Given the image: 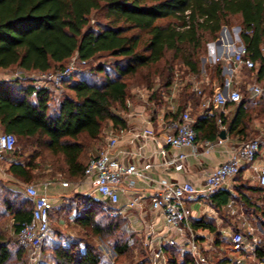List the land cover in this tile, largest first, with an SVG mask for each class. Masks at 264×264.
<instances>
[{"label":"trees","instance_id":"obj_1","mask_svg":"<svg viewBox=\"0 0 264 264\" xmlns=\"http://www.w3.org/2000/svg\"><path fill=\"white\" fill-rule=\"evenodd\" d=\"M93 13L103 14L106 21L91 25L89 17ZM235 21L248 56L259 64L256 70H243L262 82L264 0H0L1 71L18 68L27 73H54L74 55L86 65L102 54L112 58L109 65H91L88 73L71 72L60 84L63 88L57 102L51 86L36 89L34 80L25 78L0 80V131L16 136L15 148L5 159L9 160L6 174L29 183L37 166L34 161L43 150L67 180L82 179L86 152L93 147L99 150L104 129L126 127L125 117L131 111L128 102L134 99L131 87L139 85L149 90V101L161 106L162 93L169 92L173 84L174 65L178 63L199 79L200 58L208 53V42L218 37L222 26L231 27ZM210 65L211 80L216 79L221 88L222 64ZM189 87L183 86L177 98L180 111L191 102L195 107L200 105L198 97L203 101L213 94L210 84L201 86L202 95ZM224 107L235 110L230 120L223 112L218 115L227 134L242 139L247 135L251 112L259 107L257 112L264 113V90L258 99L247 96L238 104L227 102ZM212 109L210 105L204 110L193 126L196 133L209 139L217 138L220 132ZM29 147L37 153L19 160ZM247 189L257 196L264 193L261 185ZM72 197V202L61 208L67 212L77 209L73 223L84 233L92 237L114 235L116 258L111 263L102 262L95 244L82 237L48 247L45 242L47 258L41 264H149L145 259L131 260L136 232L128 228L125 217L110 215L102 208L105 201L92 195ZM236 198L250 203L242 189L237 190ZM236 198L221 189L209 203L219 213L221 205ZM32 206L29 198L0 177V220L10 217L14 233L30 219ZM253 208L264 228V205L255 204ZM193 225L217 233L213 221L200 219ZM139 245L143 247V241ZM163 253L166 264H194L190 253L177 245H165ZM254 259H264V238L254 251ZM25 260V249L17 242L13 246L0 228V264H24ZM217 264L234 263L225 257Z\"/></svg>","mask_w":264,"mask_h":264},{"label":"built area","instance_id":"obj_2","mask_svg":"<svg viewBox=\"0 0 264 264\" xmlns=\"http://www.w3.org/2000/svg\"><path fill=\"white\" fill-rule=\"evenodd\" d=\"M240 29V28H239ZM221 36L216 38L212 43H216L217 51L221 49L220 54H216L210 61L217 62L226 60L229 63L230 73L225 77L222 88L215 91L210 97L203 100L201 106L207 109L210 104L223 108L227 102L239 103L241 94L237 87L234 86L233 76L236 72L246 70H256L259 66L247 54L244 43L239 38V33L234 39L225 28ZM227 34L225 44L221 38ZM84 64L74 55L69 63L61 70L48 73L38 72L39 76L35 79L36 89L44 86L45 82H50L60 86L61 82L75 69L76 64ZM249 99L255 100L260 97L264 90V83H249L247 85ZM193 91L196 95H202V90L198 82L194 83ZM35 91L33 92V94ZM138 100L149 104V95L147 89L137 90ZM221 124V119H217ZM194 119L189 109L186 108L172 118L164 122L163 144L173 147L188 146L195 151L197 135L194 130ZM124 131L120 128L116 131L108 129L105 131L106 137L104 144L91 155L84 167L83 178L80 184H87L92 191L99 196L112 208V213L125 216V210L129 208L143 209L144 199L139 197L130 198V200L120 208L121 195L125 192L123 181L126 177L133 175L136 178L147 182H152L155 193L150 202V211L153 214H160L164 219L165 228L162 232H153L150 229L145 230L143 245L149 250V260L151 264H166L163 253L165 245H177L183 250L190 253L194 264H215L210 261L208 255L204 253V242H198V235L194 233L188 223V213L186 204L190 201L201 200L210 202L219 190L227 187L228 183L239 173L243 163L250 166L253 163L257 152L264 145V140L254 138L239 144L233 151L229 159L213 168L206 175L202 185L196 187L191 182L185 181L169 182L165 179L153 180L150 175L152 168L151 162H144L141 166L133 163L122 162L115 153L118 145V135ZM16 144V136L12 133L0 131V162L5 161L7 154L11 153ZM210 148V143L206 142V150ZM160 153L166 156V150L161 149ZM186 155L178 152L167 158L164 165H174L181 168ZM258 185L264 186V163L259 166H252ZM134 180H128L127 186H132ZM43 187L41 183H25L21 188L22 193L31 200L33 206L30 219L24 222L16 234L17 244L26 251V260L24 264H41L44 259L43 246L51 233L50 225V203L45 192L40 191ZM231 206V203L228 204ZM129 227L137 231L134 224L130 223ZM129 225V223H128ZM248 230V237L241 231L229 233L231 246L239 255L227 256L231 263L234 264H264L263 260L254 259V251L259 243V237ZM225 257H221L220 260ZM249 259L250 261H246Z\"/></svg>","mask_w":264,"mask_h":264},{"label":"crops","instance_id":"obj_3","mask_svg":"<svg viewBox=\"0 0 264 264\" xmlns=\"http://www.w3.org/2000/svg\"><path fill=\"white\" fill-rule=\"evenodd\" d=\"M213 52L214 51L209 47L207 55L209 61L210 58L212 59L211 54ZM220 52L221 49L219 48V50L216 51L215 54L213 53V56H215L216 54H220ZM221 61L222 60L217 62ZM205 70V65H202L201 73ZM227 70H229V63L223 66V70L221 72V75L223 77H226L228 75L225 73ZM239 72H241V70ZM251 75L253 80H256L255 75ZM9 76L10 74H7L6 71L0 70V80L4 78H12ZM237 76H235L236 79L239 77ZM196 79L197 78L194 77L195 82H197ZM199 79L202 80L201 76ZM238 82L239 81L236 80L234 82V86ZM204 83L205 85H211V87L213 88V93L222 88V86L221 88L218 87V81L216 79H210V82L208 81ZM150 94L151 92H149L148 95L150 96ZM164 99L165 105L156 106L152 101H149V104L146 105L136 99L134 95V99L128 102V106L131 108V112L125 117L126 127L124 128V131L118 135L119 141L115 153L117 154L118 158L124 163H133L136 166H141L144 162H151L153 166L150 170V175L152 176L153 180L165 179L169 182L179 183L189 181L194 186L198 187L203 184L208 172L220 165L222 162L229 159L234 149L239 144H241L242 141L237 137H230L227 132L224 139H221L219 136L214 139H209L202 136V134L200 135V133H196L197 139L195 151H193L188 146L173 147L164 145V122L174 118L176 114L183 111L179 110V103L174 94L164 96ZM201 104L199 105L201 111L199 110L198 116H202L204 114V110H206L202 108ZM210 105L214 106L213 104ZM186 108L191 109V104ZM216 108L217 106L213 107V112L214 109L216 110ZM223 108V114L229 115L228 113L230 112V108ZM219 113L220 111L215 112L216 118L218 117ZM196 118L193 119L195 120ZM216 124L219 130L224 129L226 131V127L222 125V123L219 125L216 120ZM108 129L110 128L107 127L104 129V139L101 146L104 144L106 137L105 131ZM206 142L210 143V148L208 150H206ZM161 149L166 150V156L160 153ZM261 149L262 148H260V150L257 152L256 157L251 164L252 166L259 167L264 163V149ZM97 151H95L94 153L92 152L91 155L97 153ZM178 152L184 153L186 155L182 167L178 169L172 164L165 166V160ZM252 166H250V164L248 163H243L242 168L239 170V173L228 183L227 187L224 188L225 190L229 191V193H231L233 197L237 195L238 189H242L248 197L256 196L253 191L247 189V187L258 186L255 172L252 169ZM130 179L134 180V184L132 186H127V182ZM81 180L82 179L78 180V182L76 183L55 181L48 185L43 184V187H40L39 190L45 192L48 196L50 210L52 208H56V211L58 213V220L57 222H54L57 223V225L64 224V215L66 213L65 210H63L61 207L65 203V198L69 197L70 195L75 193L92 196L96 195V198L99 197V199H102L101 196L92 191L89 185L85 183L80 184ZM123 187L125 188V192L121 195V202L119 204L120 208H122L124 204L130 200V198L139 197L144 199L142 210H140V208H129L125 210V216H127L129 220V222H127L129 223L128 226L131 225L130 223L134 224L135 228H137L136 234L139 235V237H142V239L146 233L145 230L148 231L150 229L154 233L162 232L165 228L163 217L160 214L154 215L153 212L150 211V202L153 194L156 192L155 188H153L152 186V182H147L142 179L136 178L133 175H130L124 179ZM19 192H21V189H19ZM235 202V199H229L226 204L221 205L219 213L227 212L228 214H230L229 208H231ZM229 203H231V206H228ZM186 208L188 213V223L190 224L192 231L198 235V242L202 241L204 242V244H206L204 253L209 256L211 262L217 264L220 261L221 257L239 255L237 252L236 255L231 254L230 252L226 253V250H224L223 244L225 240L231 242L229 233L238 230L233 228L231 224H229L231 222L229 221L228 223L226 218L218 217V212L212 204H210L209 202L196 200L188 202L186 204ZM200 219L213 221L217 233L210 232L209 229L202 227L195 228L193 225V221ZM240 224L241 223H239L238 225ZM246 261L248 262L250 260L247 259Z\"/></svg>","mask_w":264,"mask_h":264},{"label":"rangeland","instance_id":"obj_4","mask_svg":"<svg viewBox=\"0 0 264 264\" xmlns=\"http://www.w3.org/2000/svg\"><path fill=\"white\" fill-rule=\"evenodd\" d=\"M89 18H90V24L91 25H95V23H97V22L104 23L106 21V18L101 13H93ZM236 22L237 21H235V23H232L231 27H227L225 25L222 26V28L226 27L228 29L229 33L232 35V37L234 39L237 37V35L240 31L239 26L237 25ZM220 36H221V33L219 32L218 37H220ZM209 47H210V49H212L214 51L213 53L215 54V52L217 51L216 43H209L208 42V49H209ZM213 53L211 54L212 58L214 57ZM207 55H208V53L205 56H201V58H200L201 69H202V65H205V68H206V70L200 74L203 82L200 79H196L197 82L200 81L199 82L200 86H205L204 82H208V81L210 82V79L212 76V72L210 70L212 65H210V64H213L214 62L209 61ZM69 61H67L65 65H67L69 63ZM111 61H112V58L110 56L102 54V55H99L95 60L89 62L87 65L77 63L75 65L74 70H78L77 71L78 73H80V72L88 73L87 69L91 65H95L97 63L98 64L103 63L106 65H109L111 63ZM221 62L223 64V66L226 65L227 63H231V62L225 61V60H222ZM223 66H222L221 72L223 70ZM48 73H51V72H48ZM225 73L229 74L230 70H227ZM7 74H10L9 77H12V78H15V77L16 78H25V79L34 80V81H35L36 77L39 76L38 72L27 73V72H23L22 70H19L18 68L11 69V71L7 72ZM235 76H237L238 78L236 79ZM224 79H225V77H223V81H224ZM233 80L239 81L233 87H237V89L240 91L241 100L243 98H246L247 96H249V92L247 90V85L249 83L252 84V83H254V81H256V80H253L252 75L248 74L245 70H241V72H239V71L236 72L235 75L233 76ZM155 81L158 82V79H156ZM256 82L261 83V84L264 83L263 81L262 82L256 81ZM194 83H195L194 77L192 75H189L183 66L179 65L178 63L176 65H174L173 84H172V87L169 90V92H163L162 93L163 94L162 95V98H163V104L162 105H165L164 96L174 94L176 99H177L179 97V93H180L181 89L183 88V86H185L186 84H190L189 90L191 91V88L193 89ZM45 85L51 86V89L53 90V93L55 95L54 97L56 98L55 102H57L60 98V94L62 92L63 87H61V85L60 86H56L55 84L51 85L50 82H45L44 86ZM138 89L140 90V89H145V88L142 86H139V85H133L131 87V92L135 95L136 99H138L136 96ZM149 92L150 91L148 90V94H149ZM196 97H198V96H195V98ZM198 101L202 103V101H200L199 97H198ZM140 102H142L144 104V101L141 100ZM190 104H191V109H189V112L193 118H196L199 114V110L201 111V108L199 105H197L195 107L193 102H191ZM213 107H215V106H213ZM164 108H165V106H164ZM256 108H259V107H256ZM256 108L250 114L251 115V121H248L249 124H248V129H247V135L244 136V138L240 139L241 141L250 140V139H254V138H261L262 140H264V113L257 112L258 110ZM223 109L224 108L217 107L216 110L214 109V112H216V111L222 112ZM116 112H118V110ZM233 112H234V108L232 107V108H230V112L228 113L229 115H227V120L231 119ZM120 114H122L123 116L125 115V113H121V112H120ZM261 148L264 149V145H262ZM92 149L87 150L85 160L89 157L90 153L94 150V149L93 150ZM34 150H35L34 147H29L28 151L23 153L18 159L19 160L26 159L31 153L36 152ZM41 152H42V154L39 157H37L34 161L37 166L32 171L34 174V177H33L32 181H30L29 183L39 181L44 185H48V184L53 183L55 181L72 182V183L78 182V180H75V181L67 180L68 178L66 177V175L64 173H62L59 169L55 168L50 163L49 157H47L45 155L46 154L45 151L42 150ZM8 165H9L8 159L0 162V177L2 180L8 182V185L11 186V188L13 190L19 191V189H21L25 183L20 182L16 179H13L10 175L6 174V169H7ZM11 181H13V182H11ZM58 186H60V185H58ZM21 193H22V191H21ZM75 194H72L69 197L65 198L64 204L69 205V203L72 202V199H73L72 196H74ZM77 194H79V193H77ZM94 197H96V195ZM234 198H236V196H234ZM249 200H250V203L246 204L243 202L242 199L236 198V202L234 203V205L231 208H229L230 214H228L227 212H222V213H218V217L226 218L228 223L230 221L231 223H229V224H231V226L233 228L237 229L238 231L243 232L246 235L245 239H247V237H248V233H249L248 230L253 229L254 230L253 233L259 237V241H260L261 238H264V228L261 225V219L259 218V216H257V213L254 211L253 207L257 203H259L257 205H264V193L259 195V196L256 195L255 197L254 196L249 197ZM75 205L76 204H73V207H75ZM102 208L106 212H108L110 215H112V216L115 215L112 213V208H110V206L108 204H106L105 202L103 203ZM72 209H73V211H71V212H67L65 210L66 214L64 215L65 218H64V224L63 225H57V223L54 222V221L57 222V220H58V218H57L58 213L56 211V208H52L50 210L51 233L48 236V239L46 241V244H47L46 247H48L51 244H55V243L66 244L67 242H70V240H79L82 237H86L87 239H89L91 242H93L95 244L96 248L101 253L102 262H104V263L110 262L111 263L112 261H114L116 258V253L113 249L114 242H115V236L111 235V236L92 237L90 234L84 233L81 230V228H78L77 226L74 225L73 222H74L75 215L77 213V209L76 210H74V208H72ZM231 217H232V219H231ZM11 223H12V221H11L10 217L3 218L2 220H0V228H2L5 231L6 235L12 240L13 246H16V233L13 232V230L11 228ZM239 223H241V224L238 225ZM128 228L130 230H132L131 227L128 226ZM139 238L141 239V241H143L142 237H139V235L135 234L133 236V239L135 240V242H134L133 248H132L131 260L133 262H137L139 260L145 259L149 264H151L150 260L147 259V254H149L147 252L148 249L145 245H143V247L141 245H139V242L141 243ZM223 245H224V250H226V253L230 252L231 254L237 255L236 251H234L232 249L231 243L229 241L225 240ZM180 249L183 250L182 248H180ZM48 252L49 251H47V254H48ZM45 258H47V255H45Z\"/></svg>","mask_w":264,"mask_h":264},{"label":"water","instance_id":"obj_5","mask_svg":"<svg viewBox=\"0 0 264 264\" xmlns=\"http://www.w3.org/2000/svg\"><path fill=\"white\" fill-rule=\"evenodd\" d=\"M225 28H226V27H223V28L221 29V32H222ZM219 137H220L221 139H224V138L226 137V131H225L224 129L220 130V132H219Z\"/></svg>","mask_w":264,"mask_h":264},{"label":"bare ground","instance_id":"obj_6","mask_svg":"<svg viewBox=\"0 0 264 264\" xmlns=\"http://www.w3.org/2000/svg\"><path fill=\"white\" fill-rule=\"evenodd\" d=\"M225 38L227 39V35L224 33V34H223V37L221 38V40H223V41H222L223 44H225Z\"/></svg>","mask_w":264,"mask_h":264}]
</instances>
